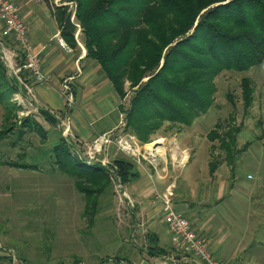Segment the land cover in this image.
<instances>
[{"label": "trees", "instance_id": "obj_1", "mask_svg": "<svg viewBox=\"0 0 264 264\" xmlns=\"http://www.w3.org/2000/svg\"><path fill=\"white\" fill-rule=\"evenodd\" d=\"M55 18L62 38L71 49L78 48L75 16L81 28L86 58L96 63L123 102L132 93L125 114V131L148 144L166 124L191 127L215 106L218 92L216 79L226 72L246 74L264 64V0H68L69 6L41 0ZM244 109L254 104L252 80L241 82ZM20 92L16 80L0 59V107L5 112V127L0 142L9 139L17 129L13 122L22 107L13 101ZM235 107L233 98L228 96ZM52 126L56 117L39 109ZM18 128L17 147L24 139L29 123L46 141L48 130L34 116ZM227 127V128H226ZM217 124L208 139L219 142L220 150L234 157L240 128ZM215 149V148H214ZM50 162L74 182L86 201L84 217L94 223L111 206L116 193L114 177L100 163L88 164L66 138L60 137L49 151ZM23 170L37 166L7 162ZM113 165L127 184L139 176L129 159L117 158ZM219 162L210 163L213 177ZM148 254L161 253L159 241L148 237Z\"/></svg>", "mask_w": 264, "mask_h": 264}, {"label": "rangeland", "instance_id": "obj_2", "mask_svg": "<svg viewBox=\"0 0 264 264\" xmlns=\"http://www.w3.org/2000/svg\"><path fill=\"white\" fill-rule=\"evenodd\" d=\"M52 4L69 6V13L74 15L72 2L52 0ZM42 6L48 8L44 2ZM71 21L77 24L75 16ZM75 34L77 43H82L81 31L77 29ZM244 77L252 80L255 89L254 104L248 111L244 109L242 97ZM102 80L108 82L104 75ZM216 84V103L207 115L182 131L166 124L151 137L148 145L161 139L160 148L164 151L165 144L175 142L178 135L179 147H185L190 153L189 171H210V163L218 161V182L222 181L229 189L235 183L239 187H253L258 201L253 199L251 209H245L247 212L242 219L245 231L241 233L240 228L225 224L221 236L226 238V247L215 257L225 264H264V64L246 74L223 73ZM131 97L132 93L128 92L127 98L119 104L128 108ZM13 101L19 103L16 94ZM20 104L23 109L13 121L17 129L9 139L0 142V264H158L147 252L146 229L139 232L135 228L136 220L115 187L112 205L106 206L94 223L84 217V196L75 189L74 182L50 162L49 151L59 139L50 125L46 127L49 133L46 141H42L32 128L33 123H29L21 143L17 147L12 145L24 121L33 122L34 116L39 118L38 109L28 102ZM116 114L119 124H126V116L120 109ZM4 117L5 112L0 107V131L5 127ZM39 120L45 122L41 117ZM90 123L94 124L95 120L85 121V124ZM217 124L225 127L231 124L241 130L233 159L220 150L219 142L208 139ZM84 151L85 147L80 146L79 154L86 159ZM109 156L112 161L111 150ZM7 162L37 166V170H23ZM169 166L171 169V164Z\"/></svg>", "mask_w": 264, "mask_h": 264}, {"label": "crops", "instance_id": "obj_3", "mask_svg": "<svg viewBox=\"0 0 264 264\" xmlns=\"http://www.w3.org/2000/svg\"><path fill=\"white\" fill-rule=\"evenodd\" d=\"M15 1L28 25L33 46L42 52L43 69L50 78L48 83L42 85L31 83L32 98L38 109L56 117L58 125H50L40 114L39 118H43L45 122L38 118L39 122L44 124L45 128L50 125L59 134V138H66L78 151L80 146L85 147L97 136L125 127V124H119L120 120L116 114L120 108V98L109 82L102 80L100 67L85 59L87 51L83 43L79 42V47L72 49V52L65 50L56 39L60 28L51 11L42 6L41 0ZM75 26L79 31V25ZM65 84L70 85L75 98V105L71 108H68L63 95ZM89 118L95 120V123L85 124ZM66 126L69 127L68 137L63 134ZM177 136L175 142H169L164 147L169 164L161 161L160 166L156 168L145 161L141 165L134 162L139 176L127 184L121 177L119 179L128 195L124 204L136 220L135 228L139 229V232L142 228L146 229L147 240L149 235H154L159 241L161 253L158 256H150L155 258L158 264H202L196 257L176 251L174 239L165 222L162 202L156 196L157 192H163L172 183L176 185L175 209L191 222L198 234L208 239L214 256L226 247V238L221 236L225 224H232L243 233L245 230L242 227V219L247 212L245 209L249 211L253 199H257L253 187H239L235 183L229 189L221 183L222 181L218 182L217 173L212 177L210 171H189L192 163L190 153L185 147H179ZM171 152L185 160V166L179 172L176 171L180 167L171 164ZM111 155L113 162L119 157L114 148L111 149Z\"/></svg>", "mask_w": 264, "mask_h": 264}, {"label": "built area", "instance_id": "obj_4", "mask_svg": "<svg viewBox=\"0 0 264 264\" xmlns=\"http://www.w3.org/2000/svg\"><path fill=\"white\" fill-rule=\"evenodd\" d=\"M78 27V32H80L81 28ZM0 28V59L6 66L10 77L16 80L19 85L20 92L16 94L18 104L21 106L20 103L25 105L28 102L30 106L38 109L33 103V86L30 81L36 85H42L48 83L50 78L43 69L42 52L33 46L28 25L22 18L20 7L15 0H0ZM56 39L62 48L72 52L61 33L56 36ZM26 74L28 78L24 77ZM63 95L68 108L75 105V98L69 84H65ZM63 134L65 137L69 134L68 126L63 129ZM157 142L149 145L142 144L135 135L126 132L123 127L121 130L115 129L99 135L91 143L86 144L84 151L86 159H83L88 164L100 163L113 175L116 192L124 202L128 195L117 175L118 168L108 158L109 151L114 148L118 155H123L138 165L145 161L158 168L161 161L166 164L169 162H167L166 149L164 148V151L161 152L158 149L160 145H156ZM101 156L103 158L99 159ZM170 160L172 166H185V160L172 152ZM175 189L176 185L172 183L163 192H157L156 196L162 202L165 222L174 239L176 251L194 256L202 264H225L214 256L208 239L198 234L193 229L191 222L175 209Z\"/></svg>", "mask_w": 264, "mask_h": 264}, {"label": "bare ground", "instance_id": "obj_5", "mask_svg": "<svg viewBox=\"0 0 264 264\" xmlns=\"http://www.w3.org/2000/svg\"><path fill=\"white\" fill-rule=\"evenodd\" d=\"M160 144H162V142L161 141H158L157 143H156V145H160ZM154 146V145H153ZM152 147V146H151ZM164 147V146H163ZM161 152H163L161 149L162 148H158Z\"/></svg>", "mask_w": 264, "mask_h": 264}]
</instances>
